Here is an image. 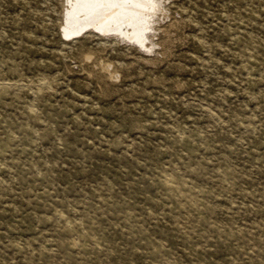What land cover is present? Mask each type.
I'll return each instance as SVG.
<instances>
[{
  "label": "rangeland",
  "instance_id": "374dc122",
  "mask_svg": "<svg viewBox=\"0 0 264 264\" xmlns=\"http://www.w3.org/2000/svg\"><path fill=\"white\" fill-rule=\"evenodd\" d=\"M0 264H264V0H0Z\"/></svg>",
  "mask_w": 264,
  "mask_h": 264
},
{
  "label": "bare ground",
  "instance_id": "6f19581e",
  "mask_svg": "<svg viewBox=\"0 0 264 264\" xmlns=\"http://www.w3.org/2000/svg\"><path fill=\"white\" fill-rule=\"evenodd\" d=\"M146 21V20H145Z\"/></svg>",
  "mask_w": 264,
  "mask_h": 264
}]
</instances>
